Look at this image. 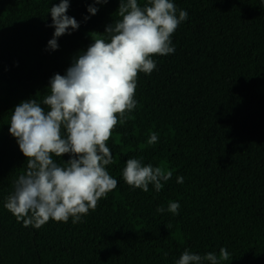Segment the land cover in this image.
Listing matches in <instances>:
<instances>
[{
  "label": "trees",
  "instance_id": "trees-1",
  "mask_svg": "<svg viewBox=\"0 0 264 264\" xmlns=\"http://www.w3.org/2000/svg\"><path fill=\"white\" fill-rule=\"evenodd\" d=\"M59 2L0 0V264H176L185 250L219 257L221 247L230 254L221 264H264V0H171L188 13L171 36L175 52L138 73L137 106L107 141L117 187L80 222L25 227L4 207L27 167L9 132L14 107L42 101L50 78L120 19V0H69L80 26L46 50ZM129 158L173 175L144 192L123 179Z\"/></svg>",
  "mask_w": 264,
  "mask_h": 264
},
{
  "label": "clouds",
  "instance_id": "clouds-1",
  "mask_svg": "<svg viewBox=\"0 0 264 264\" xmlns=\"http://www.w3.org/2000/svg\"><path fill=\"white\" fill-rule=\"evenodd\" d=\"M69 7V0H60L49 9V27L55 31L46 50H57L59 37L78 30L79 22L66 14ZM97 11L92 5L87 8L91 15ZM117 15L120 19L105 28L106 38H92L93 43L73 57L64 75L50 78L42 101L28 99L14 107L9 132L27 167L15 179L4 207L25 227L39 228L50 219L66 223L70 217L73 224L78 223L117 187L118 181L105 167L113 163L107 141L137 106L138 73L151 74L156 69L151 57L175 52L171 36L188 19L187 11L178 10L171 0H147L143 7L138 0H120ZM157 141L153 132L147 143ZM65 154L67 161L53 159ZM122 175L130 186L147 192L152 184L159 192L162 181L173 173L129 158ZM177 183H183V177L178 176ZM179 208L178 202H169L167 211L178 214ZM164 211L163 206L157 208L158 213ZM229 256L223 247L219 257L213 252L200 255L185 250L176 264H221Z\"/></svg>",
  "mask_w": 264,
  "mask_h": 264
}]
</instances>
